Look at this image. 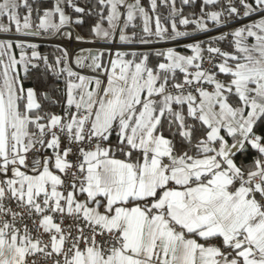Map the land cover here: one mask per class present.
<instances>
[{
	"label": "snow or ice",
	"instance_id": "snow-or-ice-1",
	"mask_svg": "<svg viewBox=\"0 0 264 264\" xmlns=\"http://www.w3.org/2000/svg\"><path fill=\"white\" fill-rule=\"evenodd\" d=\"M0 264H264V0H0Z\"/></svg>",
	"mask_w": 264,
	"mask_h": 264
},
{
	"label": "built area",
	"instance_id": "built-area-1",
	"mask_svg": "<svg viewBox=\"0 0 264 264\" xmlns=\"http://www.w3.org/2000/svg\"><path fill=\"white\" fill-rule=\"evenodd\" d=\"M55 45L54 44H46L44 45V47H49V48H53Z\"/></svg>",
	"mask_w": 264,
	"mask_h": 264
},
{
	"label": "trees",
	"instance_id": "trees-1",
	"mask_svg": "<svg viewBox=\"0 0 264 264\" xmlns=\"http://www.w3.org/2000/svg\"><path fill=\"white\" fill-rule=\"evenodd\" d=\"M51 48H49V47H44V50H50Z\"/></svg>",
	"mask_w": 264,
	"mask_h": 264
}]
</instances>
